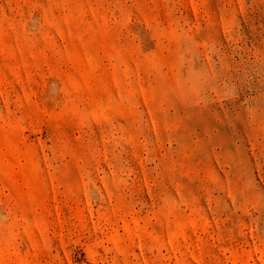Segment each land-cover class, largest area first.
<instances>
[{
  "label": "rangeland",
  "instance_id": "1",
  "mask_svg": "<svg viewBox=\"0 0 264 264\" xmlns=\"http://www.w3.org/2000/svg\"><path fill=\"white\" fill-rule=\"evenodd\" d=\"M0 264H264V0H0Z\"/></svg>",
  "mask_w": 264,
  "mask_h": 264
}]
</instances>
